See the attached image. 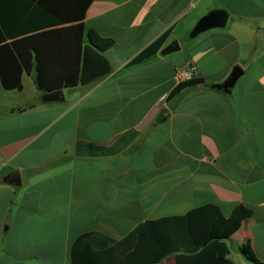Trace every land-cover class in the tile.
<instances>
[{
    "label": "crops",
    "instance_id": "obj_1",
    "mask_svg": "<svg viewBox=\"0 0 264 264\" xmlns=\"http://www.w3.org/2000/svg\"><path fill=\"white\" fill-rule=\"evenodd\" d=\"M213 10L224 28L189 33ZM83 24L114 40L110 73L41 102L34 73L21 91L0 85V264H70V246L97 233L119 241L145 221L217 205L251 216L220 253L232 264L264 262V0H93ZM165 34L157 54L130 62ZM172 42L179 50L161 55ZM198 67L174 94V73ZM228 92L217 90L233 73ZM34 107L28 109L29 106ZM19 110H23L19 112ZM118 154L77 157V143ZM157 264H176L173 256Z\"/></svg>",
    "mask_w": 264,
    "mask_h": 264
},
{
    "label": "trees",
    "instance_id": "obj_2",
    "mask_svg": "<svg viewBox=\"0 0 264 264\" xmlns=\"http://www.w3.org/2000/svg\"><path fill=\"white\" fill-rule=\"evenodd\" d=\"M92 1L0 0L2 88L21 91L22 75L30 73L42 94L87 86L107 76L111 66L105 54L115 42L84 26ZM164 38L165 34L145 47L130 65L157 54ZM195 83L196 79L179 84L174 94ZM132 138L133 134L121 137L112 147L79 142L75 154L89 158L116 155ZM250 216L251 211L242 205L226 217L217 205L208 204L182 216L145 221L119 241L85 233L70 246V264H157L169 256L176 264H232L220 253V242L228 240Z\"/></svg>",
    "mask_w": 264,
    "mask_h": 264
},
{
    "label": "water",
    "instance_id": "obj_3",
    "mask_svg": "<svg viewBox=\"0 0 264 264\" xmlns=\"http://www.w3.org/2000/svg\"><path fill=\"white\" fill-rule=\"evenodd\" d=\"M228 20V14L224 10H213L202 16L198 22L195 24L193 29L189 33V38L194 39L199 34L208 31L210 29L224 28ZM179 50L177 42H172L160 51L161 55H169ZM238 74L233 72L227 80L214 86L215 89L228 92L229 88L232 87ZM41 102L43 103H59L63 102L64 96L63 91H58L54 93H44L41 96ZM2 182L9 185H21V178L18 171L11 172L7 174Z\"/></svg>",
    "mask_w": 264,
    "mask_h": 264
},
{
    "label": "built area",
    "instance_id": "obj_4",
    "mask_svg": "<svg viewBox=\"0 0 264 264\" xmlns=\"http://www.w3.org/2000/svg\"><path fill=\"white\" fill-rule=\"evenodd\" d=\"M198 73V67L195 64H190L183 69L175 71L174 81L177 85L187 83L191 80L196 79Z\"/></svg>",
    "mask_w": 264,
    "mask_h": 264
},
{
    "label": "rangeland",
    "instance_id": "obj_5",
    "mask_svg": "<svg viewBox=\"0 0 264 264\" xmlns=\"http://www.w3.org/2000/svg\"><path fill=\"white\" fill-rule=\"evenodd\" d=\"M7 171H8L7 168L4 169V170H2L1 173H0V175L3 176V175H5V174H7Z\"/></svg>",
    "mask_w": 264,
    "mask_h": 264
}]
</instances>
